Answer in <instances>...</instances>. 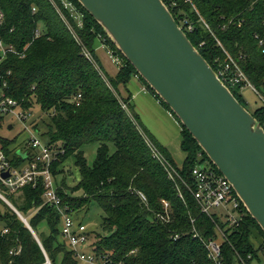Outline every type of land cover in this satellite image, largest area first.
Masks as SVG:
<instances>
[{"label": "trees", "instance_id": "16d2710c", "mask_svg": "<svg viewBox=\"0 0 264 264\" xmlns=\"http://www.w3.org/2000/svg\"><path fill=\"white\" fill-rule=\"evenodd\" d=\"M169 1L163 0L166 4ZM192 1L212 31L196 23L192 33L186 32L193 46L217 74L225 70L229 54L264 97V53L256 38L260 35L264 39V2L260 0L253 7L252 0ZM176 2L171 12L177 23H181L185 15L192 21L197 19L192 6L184 0ZM65 3L71 6L66 7ZM0 10L4 13L0 40L13 45L17 52L8 54L0 64V72L7 82L6 94L24 110L39 106L44 114V131L35 125L36 131H41L48 145L64 151L52 167L56 179L64 172L65 161L74 157L81 179L73 188L62 180L57 190L61 205L68 207L71 215L88 210L92 201L102 208V228L106 234L88 231L93 235L92 240L94 238L92 252L96 259L102 264H214L204 245L193 238L190 217L197 219L196 228L206 238L217 235L216 225L199 212L187 190H184L185 201L179 198L175 185L153 157L141 130L190 182L192 170L201 161L210 160L181 126L182 150L187 156L179 166L144 127L140 116L134 112L132 99L122 97L120 92L121 87L138 76L136 69L117 50L104 29L77 0H0ZM230 19L235 21L229 23ZM36 32L40 33L39 37ZM99 43L122 61L115 77L109 76L101 66L96 55ZM83 46L95 56L96 64L82 55ZM244 84L230 89L247 109L241 95ZM252 114L263 126L264 103ZM2 126L0 122V129ZM90 142L98 144L91 165L83 150ZM13 143L14 140L0 134V148L14 167L30 163L34 155L32 149L28 146L25 150L13 149ZM25 152L29 153L27 158L23 157ZM43 190L39 183L10 193L0 180V194L30 226L0 198L5 209L0 210V221L4 224L0 232V264H46L48 259L51 264L79 263L68 241L60 238H63L61 214L55 206L45 204ZM77 191L83 192V196H76ZM138 191L145 193L147 204L141 201ZM162 200L172 207L169 224L156 218L157 213L163 212ZM243 218L239 226L227 230L228 241L221 248V264H242L240 258L247 264L261 262L264 232L247 209ZM176 234L180 236L177 240L174 239Z\"/></svg>", "mask_w": 264, "mask_h": 264}, {"label": "water", "instance_id": "95a60500", "mask_svg": "<svg viewBox=\"0 0 264 264\" xmlns=\"http://www.w3.org/2000/svg\"><path fill=\"white\" fill-rule=\"evenodd\" d=\"M77 1L229 180L264 232V127L220 80L163 0Z\"/></svg>", "mask_w": 264, "mask_h": 264}, {"label": "built area", "instance_id": "2783aa9c", "mask_svg": "<svg viewBox=\"0 0 264 264\" xmlns=\"http://www.w3.org/2000/svg\"><path fill=\"white\" fill-rule=\"evenodd\" d=\"M258 1L260 0H252L251 5L254 7ZM261 1L264 2V0ZM184 2L192 6V11L196 13L197 19L192 21L185 15L180 21L181 23H178L183 31L185 33H192L195 29L196 23H201L207 31H211L210 24H208V22L202 17L194 2L192 0H184ZM165 5L171 11V8H175L177 6V2L176 0H170L167 4L165 3ZM65 6L69 7L71 5L65 3ZM181 14H184V11H182ZM3 20L4 13L0 10V24L3 23ZM234 21V19H230L229 23H233ZM241 23L242 22H240V24ZM73 33L75 39L82 46V41L77 37L75 32ZM39 36L40 33L36 32V37ZM256 38H258L259 46L264 53V39L261 38L260 35H256ZM218 44L222 51L225 52L226 50L223 48L219 40ZM12 53L17 54L15 47L13 45L9 46L0 40V64L7 58L8 54ZM108 54H110V57L113 59L115 64H119V61H121L119 57H116L109 50ZM82 55H84L87 60L96 64L95 56L92 55V52L86 46L82 47ZM225 66V70L220 71L217 74L224 84L231 88L237 84L241 85L242 82H245V84L242 85L243 88H251L255 94L260 96L264 103V97L260 95L253 84L248 81L246 75L242 71V68L237 65L235 60L229 54L228 62ZM230 71L232 72L231 74ZM6 86L7 82L0 72V122L4 123L6 119L5 117L10 114H14L15 117L26 121L30 111L24 110L19 102L6 94ZM79 97L80 95L78 98ZM122 105L129 113L128 107L123 101ZM16 109H19L20 112H17ZM9 126L12 125L9 124L8 128ZM141 132L145 143L148 144L150 150L152 151L153 157L158 160L166 174H168L170 180L175 185L179 198L185 201L184 190H187L192 195L199 212L211 219L216 225L217 235H215V237L206 238L200 234L196 228L197 219L193 216L190 217L192 223V234L194 236L193 238H197L204 245L205 249L208 251L209 259L214 264H221V248L222 245L228 241L229 233L227 230L240 225L244 219L243 217L246 209L237 196L234 187H232L229 180H227L221 173H218L214 168L203 169L199 164L191 172L193 178L192 182L186 180L172 164L171 160L168 158L166 159L156 144H154L142 130ZM27 146L32 149L34 155L30 160V163L21 167H14L9 162L6 152L0 148V180L2 181V184L10 193H16L24 186L32 185L35 187L39 183H42L45 204L47 203L58 208L61 214V221L63 223L62 236L68 241L77 260L83 261L86 264H102V262H99L96 259L95 253L92 252L94 240H92V237L88 234L86 225L83 222L76 221L73 215L68 213V207L61 205V198L57 192L58 185L56 183V178L53 176L52 167L54 163L58 161L60 154L64 153L63 149L51 147L46 141H43L40 136L33 137ZM28 154V152H25L26 158L28 157ZM5 172L9 173L7 178L2 177V174ZM138 195L141 201L144 204H147L148 198L145 193L138 191ZM162 205H164L163 212L157 213L156 218L165 224H169L172 222L171 204L162 200ZM222 225H224V227ZM179 238L180 236L177 234L174 236L175 240ZM86 248L91 249L90 254L84 252ZM262 250L264 251V247ZM240 262L242 264H247L242 258H240ZM46 264H51L49 259Z\"/></svg>", "mask_w": 264, "mask_h": 264}, {"label": "rangeland", "instance_id": "374dc122", "mask_svg": "<svg viewBox=\"0 0 264 264\" xmlns=\"http://www.w3.org/2000/svg\"><path fill=\"white\" fill-rule=\"evenodd\" d=\"M77 18L80 21V19H81L80 13L77 14ZM97 47L98 48L96 49V54L98 55V57L101 56V58H102V53H104L107 56L108 61L110 63H112V60L110 59L109 54L106 53V50L99 48L100 43L97 45ZM102 64H103L104 70H106V72L108 71L110 73V75H113L119 70V66L122 64V61H119V64L111 65V68L113 70H110L107 68V65H106V62L104 61V59L102 60ZM241 95L245 99L247 110L250 111L251 113H254L255 110L259 106H261L263 103V100L260 98V96L255 94L253 92V90L249 87L243 88L241 91ZM16 111L20 112L19 109H16ZM5 118L6 119H5V122L3 123L2 129H0V134L5 138H8L10 140H14V143L11 146V148H13V149L17 148V149L25 150L26 148H24V147L28 145V143L30 142V140L33 137H39L40 136V138L43 141H45V138L42 137V134L40 133L41 131L38 132L35 129V125H38L41 130L44 127L42 124V120L45 117H44V114H42L39 106H36L35 108L31 109V111L29 112L28 119L26 121H23L22 119L15 117L14 114H10L9 116H6ZM9 124H11L13 126V128L11 130L8 128ZM43 131H44V129H43ZM97 149H98V144L96 142H90L89 144L84 145L83 150L85 151V157H86V160L88 161L89 165L94 163ZM65 162L66 163L64 165V172L57 176L56 183L59 187L62 180H66L67 185L70 188H73L79 182L81 177H80L78 168L75 165L74 157H69ZM176 162L179 166H181L183 163V162L181 163L180 161H177V160H176ZM199 165L203 169H211L212 168L210 162L207 160L201 161L199 163ZM67 191L69 192L68 188H67ZM75 195L76 196H83V192L77 191V193H75ZM88 207H89L88 210L84 209L82 212H79L77 214H73L74 219L76 221L83 222L86 225L88 231L91 232L92 234L93 233H101V234L105 235L106 232H104L103 228H102V224H103L102 219L104 217V213L102 211V208L95 201H92V203H90V205ZM0 210L5 211L4 206L2 204H0ZM3 228H4V224L2 221H0V232L2 231ZM91 233H90V235H91L90 237H93V235ZM60 238L63 241L64 238H62L61 236H60ZM93 240H94V238H93ZM84 252H86L87 254H90L91 249L86 248L84 250ZM260 261L261 262H256V264H264V251L263 250L260 253ZM78 264H86V263L79 260Z\"/></svg>", "mask_w": 264, "mask_h": 264}, {"label": "crops", "instance_id": "0c3cea01", "mask_svg": "<svg viewBox=\"0 0 264 264\" xmlns=\"http://www.w3.org/2000/svg\"><path fill=\"white\" fill-rule=\"evenodd\" d=\"M99 48L105 49L108 54L106 45L100 43ZM98 58L103 70V59L110 70H113L111 65H116L111 57L112 63H110L104 53H102V58L101 56ZM118 72L119 70L115 74L110 75L107 71V74L115 77ZM120 92L122 97H130L132 99L134 112L140 116L142 124L152 133L156 141L169 151L175 161L184 162L187 154L182 150V128L174 115L161 105L160 101L140 81L138 76H134L126 87H121Z\"/></svg>", "mask_w": 264, "mask_h": 264}]
</instances>
